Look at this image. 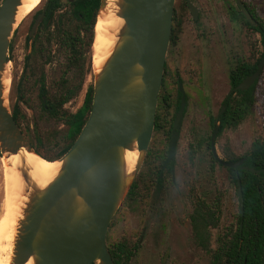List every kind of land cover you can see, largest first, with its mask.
Listing matches in <instances>:
<instances>
[{"label": "water", "instance_id": "95a60500", "mask_svg": "<svg viewBox=\"0 0 264 264\" xmlns=\"http://www.w3.org/2000/svg\"><path fill=\"white\" fill-rule=\"evenodd\" d=\"M106 1H99L98 12L105 10ZM20 3L21 0L0 2V153L4 158L20 148L37 154L12 117L2 82ZM173 4L174 0H116L114 16L121 18L123 24L100 70L93 73L92 103L87 119L67 151L55 159L61 162L56 176L45 187L32 189L23 217L18 221L10 264H24L29 258L33 264H113L106 232L152 138ZM44 10L33 22L30 35L36 31ZM94 42L95 35L91 59ZM263 65L264 55L255 71L244 77L235 89L246 90L258 78ZM223 109L222 106L220 112ZM183 110L182 93L163 167L174 158ZM218 130L219 123H216L209 140L214 159L228 168L239 166L254 171L243 165L244 158L226 161L219 157L214 146ZM126 149L138 152L129 175L123 168ZM21 175L27 181L26 174ZM235 188L242 212L239 178Z\"/></svg>", "mask_w": 264, "mask_h": 264}, {"label": "rangeland", "instance_id": "374dc122", "mask_svg": "<svg viewBox=\"0 0 264 264\" xmlns=\"http://www.w3.org/2000/svg\"><path fill=\"white\" fill-rule=\"evenodd\" d=\"M249 1L258 17L264 21V0ZM44 3L45 0H42L31 13L16 23L10 38L9 60L5 70L9 78L4 91L8 107L11 110L15 104L19 105L22 127L25 129L28 126L30 133L33 132L35 122L30 107L38 105L39 72L44 71L45 84L52 90L64 70V59L56 51L55 42L51 44V61L46 62L44 57L32 51L35 31L26 41L34 13L40 10ZM236 21L229 26L225 23L224 46L222 51L213 57V67L204 86L199 89L192 87L194 83L203 80L200 77L202 73L186 70L174 74V67L168 68L169 76H166V81L161 84L158 97L160 93L170 92L169 104L164 103L158 107L157 103L155 116L158 113L159 127L153 129L139 171L106 232V245L125 242L132 250L126 264H209V254L196 242L192 231L190 215L198 198L217 206L216 227H209L207 231L210 248H215L218 235L226 229L236 227L238 198L235 185L230 181L225 166L213 163L211 169L210 151L206 147L212 121L229 90L226 79L231 58L243 55L248 62L253 63L262 52L259 35L248 30L240 17ZM27 54H30V57L27 69L23 72L24 56ZM178 75L188 94V102L175 155L165 165L168 170L161 172L166 179L151 180L156 177L155 174L165 158L174 113V79ZM93 80V73L86 75L81 90L64 105L68 111L74 112L81 105L84 92L89 84L93 85ZM38 126L44 135L39 144L40 149L48 155L55 154L61 144L65 126L52 119L40 120ZM263 136L264 65L255 83L248 112L235 126L226 127L217 134L214 146L222 159H225V148L234 156H240L249 150L255 138ZM2 157L4 158L0 153V203L4 190Z\"/></svg>", "mask_w": 264, "mask_h": 264}, {"label": "trees", "instance_id": "16d2710c", "mask_svg": "<svg viewBox=\"0 0 264 264\" xmlns=\"http://www.w3.org/2000/svg\"><path fill=\"white\" fill-rule=\"evenodd\" d=\"M99 1L74 0L68 4V9L59 12L55 17L54 12L61 7L60 1L45 0L44 14L34 34L32 51L44 57L46 62H50L52 58L51 44L55 42L57 45L56 51L64 59V70L60 80L54 83L52 90H49L45 84L44 71L39 72L37 76L38 105L30 107L35 116L32 133L28 130V126L25 129L22 127L18 104L12 107L11 113L34 151L47 160L58 159L67 151L79 134L91 108L92 84L87 86L82 103L74 112L68 111L64 105L77 95L82 88L86 75L92 73L90 53L93 40V24ZM39 12L41 10L34 14L30 26ZM256 18L255 30L260 35L259 41L262 45V52L254 65L247 64L245 70L239 69L234 72L236 79L232 83L233 86L239 82L240 78L252 73L256 69V64L264 55V21L260 20L258 16ZM51 24L53 25L52 29H50ZM29 39L30 36L26 35V41ZM29 57L30 54L24 56L23 72L27 69ZM237 96L238 101L228 102L229 99ZM167 100L168 96L160 93L158 107L163 106ZM251 101V89L231 92L228 98L223 100L225 110L215 116V119L220 121L218 134L226 127L235 126L240 119L244 118ZM50 119L61 122L65 126L61 144L53 155L46 154L39 147L44 135L38 123L40 120L48 121ZM213 122L214 119L212 125ZM159 123V115L156 113L154 130L159 127ZM223 153L225 155L224 160L235 161L238 158H244L243 165L254 169V171H250L239 166L236 168L225 167L229 172L230 181L234 185H236L237 178L240 180L243 199L242 212L238 208L235 229H226L218 235L215 248H210L208 245L209 233L207 231L209 227H216L218 221L217 206L198 198L194 202L193 211L190 215L194 238L202 249L209 254V264H264V136L255 138L251 142L249 150L240 156H234L226 148ZM209 156L211 169L213 163L221 165L210 152ZM160 167L161 165L159 169ZM160 173L157 170L155 176L158 177ZM107 248L113 264H126L132 255V250L125 242L107 245Z\"/></svg>", "mask_w": 264, "mask_h": 264}, {"label": "flooded vegetation", "instance_id": "af4514ba", "mask_svg": "<svg viewBox=\"0 0 264 264\" xmlns=\"http://www.w3.org/2000/svg\"><path fill=\"white\" fill-rule=\"evenodd\" d=\"M59 1L61 3V7L54 12V16L57 15L59 12L68 9L69 7L68 4L74 0H59ZM44 5L40 9L41 11L43 10ZM57 11L59 12L55 14ZM246 15H249L251 17L253 23H250ZM257 16L258 15L256 14L255 10L252 8L249 0H174L170 40L164 61L162 83L166 81V76H169L168 68L174 67V74L176 72L180 73L181 71H186V70L187 71L196 70L202 73L200 77L203 78V80L197 82L196 84L194 83L192 87L194 89L196 88L199 89L201 86H204L205 81L208 77V73L211 71L213 67V57L217 55L219 52H221L223 49L225 23L226 25L229 26L232 23L237 22L236 21L237 18L240 17L243 21L244 26L248 30L252 31V33L258 34V32L255 30V27L257 25V18H256ZM94 25L95 24H93V30H94ZM52 28L53 25L51 24L50 29ZM30 29L27 34L29 36H30ZM36 31L34 32V34L36 33ZM90 57H91V53H90ZM231 61L232 62L229 63V71L226 79L229 90L223 97L222 104L218 109L216 115L222 112V111L220 112L222 106L224 107L223 111L226 108L225 105L223 104V100L227 99L230 93L236 90L235 87L243 80V78L249 75L247 74L242 78H240L239 82L233 86L232 83L236 79L234 72H236L239 69L245 70L246 69L245 66L247 64L254 65L255 63V62L253 63L248 62L243 55L233 56L231 58ZM90 63H91V59H90ZM256 80L247 88V89H251L252 99H253V89ZM174 81L176 82L175 97L173 103L174 113L172 115V120L170 123L168 141L170 138L175 114L180 107L182 93L184 94V110L178 131V137L188 102V94L185 92L183 88V82L181 81L179 75L175 77ZM165 95L168 96V100L165 103L169 104V98H170L169 95L171 94L170 92H168ZM233 95H235V93H233ZM236 101H238V96L232 97L231 99L228 100L229 103H233ZM219 122L220 121L215 119L214 117V123L212 125V129L214 125ZM178 137H177V141H178ZM209 140H210V135H209ZM209 140L206 143V147L210 151ZM167 147H168V142H167ZM166 153H167V149H166ZM163 162L161 164L160 169H158V171L160 172L168 170L167 167L162 166ZM165 179L166 178L162 175V173H160L158 177H155L151 180H165Z\"/></svg>", "mask_w": 264, "mask_h": 264}, {"label": "bare ground", "instance_id": "6f19581e", "mask_svg": "<svg viewBox=\"0 0 264 264\" xmlns=\"http://www.w3.org/2000/svg\"><path fill=\"white\" fill-rule=\"evenodd\" d=\"M41 0H21L17 7L16 20L20 21L40 4ZM116 0H107L106 8L96 12L93 35H95L94 53L91 59L92 73L100 70L106 57L117 39L116 32L121 28L123 20L115 17ZM5 86L8 76L2 77ZM6 104V102H5ZM138 156L136 149L123 151V168L126 175L132 173ZM4 164V190L0 203V264H10L12 244L16 234L18 221L23 217V209L29 200L33 188L45 187L57 174L61 162L47 160L20 148L14 154H6L1 159ZM25 173V181L21 173ZM3 185V184H2ZM24 264H33L29 258Z\"/></svg>", "mask_w": 264, "mask_h": 264}]
</instances>
